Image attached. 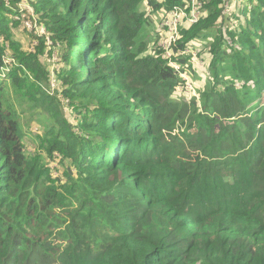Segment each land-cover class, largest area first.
<instances>
[{
	"label": "trees",
	"instance_id": "16d2710c",
	"mask_svg": "<svg viewBox=\"0 0 264 264\" xmlns=\"http://www.w3.org/2000/svg\"><path fill=\"white\" fill-rule=\"evenodd\" d=\"M239 1L182 31L211 59L186 100L148 31L181 0L31 2L57 72L0 0V264H264V0ZM9 91L42 117L29 148Z\"/></svg>",
	"mask_w": 264,
	"mask_h": 264
},
{
	"label": "rangeland",
	"instance_id": "374dc122",
	"mask_svg": "<svg viewBox=\"0 0 264 264\" xmlns=\"http://www.w3.org/2000/svg\"><path fill=\"white\" fill-rule=\"evenodd\" d=\"M35 0H26V3L21 4L19 3L15 8H13L14 13H15V17L14 20L20 23V29L19 31L16 32L15 34V38L22 44V46L24 47V49H29L32 52L36 49V47L38 46V42L37 40H35V38L37 37H44L46 40V46L48 48V50H52L51 51V55L50 57H43V60L46 64V66L48 68H50V70L57 72L61 63H60V48H54V44L51 40V36L48 33V31L46 30L45 26L40 24V19H39V15L36 13V10L33 6V4L31 2H34ZM202 7H201V13L202 15L205 14L206 12V8H205V2H203V0H200ZM160 1H158L159 3ZM167 0L164 1V5H166ZM228 0H226L224 7L227 5ZM245 0H240L239 3H244ZM8 6H10V4L8 3ZM225 9V8H224ZM234 8H231L229 10V13L233 10ZM144 10H145V6H144ZM161 10V9H160ZM160 10L158 11L157 14H155L154 12L151 13V20L153 22V26H150L148 31L152 32L153 30H155V42H156V46L159 43L160 40V32L158 29V18L157 15L159 14ZM164 10V9H163ZM204 18V16H201V20ZM31 22L33 23L32 25L36 24L38 26V28L40 29L41 27H44V30L47 32L46 36L40 35V33L36 30H28L26 28V24H31ZM200 22V21H199ZM21 25L24 26V28L26 29V31H23V33L20 31L21 30ZM23 28V29H24ZM44 31V32H45ZM152 33V35H153ZM41 34H43L41 32ZM29 37V38H28ZM34 39L32 41V43L30 44V39ZM198 45V44H196ZM204 50V48H197V47H192V48H188L186 50H180V59H185L188 57V61L187 64L189 63L188 66H193V68H190L193 70V72L196 73L194 80H192V89L189 90L190 94H187L186 92H182L183 89H180V93L183 95L182 98H185L186 100H189L187 98V96L195 93L194 92V88L196 89V91H198V89H200L204 83H207V81H204V79L202 77H205V72H204V67H207V62H210V56L209 53H201L198 52L197 50ZM188 51V54L187 52ZM11 55L10 52L8 51L5 58ZM10 56H8V60H6V63L9 65L8 66V72L11 70V67L13 65V63L11 62V60L9 59ZM201 66H203V68H200ZM2 71V70H1ZM7 75V73L5 74ZM202 76V77H200ZM0 80H7V78L4 77H0ZM196 84V85H195ZM61 86L62 83L57 82V79H55L54 77H52V80L50 82V84L47 86L46 90L48 92H53L54 94H56V92L60 89L61 90ZM185 87V86H184ZM181 97V96H180ZM179 97V98H180ZM17 98L13 95V92L9 91V100L12 103V105L14 106V109L17 111V114L20 116V122L21 125L23 126V135H24V142L27 143V147L29 148V145L33 146L36 143V133L39 132H43V127H42V123L43 121H41V116L38 115V113L28 110L27 105H24L23 109L19 103L18 100H16ZM255 105V104H254ZM22 110H25V112L23 113ZM70 121L73 124H76V121L74 120V116L71 115L69 116ZM33 129V130H32ZM33 144V145H32ZM58 159V157H57ZM51 167H54V169L56 170H61L62 167L61 165H58V161L56 162H52L51 163Z\"/></svg>",
	"mask_w": 264,
	"mask_h": 264
},
{
	"label": "built area",
	"instance_id": "2783aa9c",
	"mask_svg": "<svg viewBox=\"0 0 264 264\" xmlns=\"http://www.w3.org/2000/svg\"><path fill=\"white\" fill-rule=\"evenodd\" d=\"M161 4H164L165 0H158ZM26 3V0H23L21 4ZM241 5V4H240ZM239 5V6H240ZM237 6V8L239 7ZM201 1L200 0H181L180 5L173 6L172 8H165L163 7L159 14L157 15L158 18V29L160 32V40L155 47L154 51L152 52V55H155L157 53V50H159L162 54V58L168 63L170 67L174 69V71L179 75V77L182 79L183 84L179 86L180 89H184V86L186 89L190 90L192 89V81L190 78L189 72L186 70V66L188 65H182L178 60L180 59V52L178 48L179 41L182 38V31L188 30L192 26L199 23L201 20ZM164 9V10H163ZM230 8H226L224 11V14L229 15ZM236 10V7H234V11ZM153 10L148 9V13L151 14ZM26 24V28L28 30L36 29L40 35L46 36L47 32L44 30V27H41L40 29L36 24L32 25ZM45 31V32H44ZM41 32L43 34H41ZM188 54V51H186ZM12 63L14 61L9 58ZM8 60V57L6 58ZM6 62V61H5ZM8 64L6 63L5 68L2 69L0 73V77L5 78V74L8 73ZM200 68H203L201 66ZM186 70V71H185Z\"/></svg>",
	"mask_w": 264,
	"mask_h": 264
}]
</instances>
